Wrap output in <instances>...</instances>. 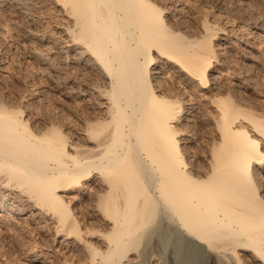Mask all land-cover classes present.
<instances>
[{
  "label": "bare ground",
  "instance_id": "obj_1",
  "mask_svg": "<svg viewBox=\"0 0 264 264\" xmlns=\"http://www.w3.org/2000/svg\"><path fill=\"white\" fill-rule=\"evenodd\" d=\"M53 1L65 16L63 49L101 79L65 86L67 96L89 95L97 110L82 115L73 141L0 95V208H38L55 235L82 241L59 264H192L194 252L204 264H249L240 249L264 264V118L215 94L214 134L196 162L181 141L193 91L159 77L168 63L207 89L218 30L183 34L159 0ZM89 181L96 212L84 221L62 191Z\"/></svg>",
  "mask_w": 264,
  "mask_h": 264
},
{
  "label": "rangeland",
  "instance_id": "obj_2",
  "mask_svg": "<svg viewBox=\"0 0 264 264\" xmlns=\"http://www.w3.org/2000/svg\"><path fill=\"white\" fill-rule=\"evenodd\" d=\"M159 2L167 8L165 13L171 23L178 30L181 28L183 34L188 32L192 38L201 39L218 30L216 39L213 38L217 57L209 71L211 84L207 89L202 90L196 83L193 85L190 79L168 63L161 64L164 71L159 74L162 79L176 76L178 89L183 90L187 83L193 91L191 97L187 96L188 91L185 92L186 99L191 98L187 108H192L190 114L181 119V126L187 129L181 134L184 137L181 141L190 157L203 164L201 159H204L214 134L212 121L217 114L209 100L212 96L219 93L229 96L264 118V0ZM64 17L62 9L53 0H0V95L26 108L24 116L29 117L38 129L54 120L72 136L73 141H79L75 130H79L83 116L93 114L97 109L91 104V96H83L78 91L76 95L69 93L67 96L66 87H74L81 80L80 88L85 89L86 84L100 83L101 79L96 71L91 72L74 62L73 56L63 49ZM244 123L249 130L252 129L247 121ZM93 185L89 181L84 188L62 191L71 205L77 206L80 216L85 214L84 221H92L96 212ZM18 199H15L16 203ZM7 207L0 208V264H59L63 257L83 252L79 249L82 241L79 243L77 238H71L72 242L67 244L62 235H55L52 229H48L51 221L43 220L38 208L31 206L25 212L13 213ZM34 227L36 229H32ZM93 238L88 237V240L104 247L99 237ZM239 251L249 264H258L247 252ZM196 254L193 253L192 264L199 261L204 264L201 256ZM126 263L129 264L123 262ZM165 263L177 264L167 259Z\"/></svg>",
  "mask_w": 264,
  "mask_h": 264
}]
</instances>
